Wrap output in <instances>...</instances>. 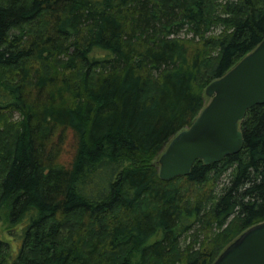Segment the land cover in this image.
I'll list each match as a JSON object with an SVG mask.
<instances>
[{
  "label": "trees",
  "instance_id": "1",
  "mask_svg": "<svg viewBox=\"0 0 264 264\" xmlns=\"http://www.w3.org/2000/svg\"><path fill=\"white\" fill-rule=\"evenodd\" d=\"M263 37L264 0H0V264H213L264 221V104L239 152L157 162Z\"/></svg>",
  "mask_w": 264,
  "mask_h": 264
},
{
  "label": "water",
  "instance_id": "2",
  "mask_svg": "<svg viewBox=\"0 0 264 264\" xmlns=\"http://www.w3.org/2000/svg\"><path fill=\"white\" fill-rule=\"evenodd\" d=\"M204 91L208 103L172 137L157 160L161 180L186 176L197 159L205 164L220 162L241 150L238 122L248 108L264 104V37ZM213 264H264V221L236 237Z\"/></svg>",
  "mask_w": 264,
  "mask_h": 264
},
{
  "label": "rangeland",
  "instance_id": "3",
  "mask_svg": "<svg viewBox=\"0 0 264 264\" xmlns=\"http://www.w3.org/2000/svg\"><path fill=\"white\" fill-rule=\"evenodd\" d=\"M209 97L206 95L205 96V102L206 104L208 103ZM14 117H17V114L14 115ZM67 145L64 147L63 150V155H62V161H65L69 158V153H70V137L67 139ZM160 156V155H159ZM159 158V157H158ZM158 160V159H157ZM227 174L228 172L225 173L224 177H222V180L224 181L225 179H227ZM8 229H10L9 227L6 226L5 221L0 220V237H3L5 240L7 239L10 243H11V247L14 250L15 248V244L12 241V237H10L11 235L8 233ZM13 234V233H12ZM238 237V236H237ZM232 243V242H231ZM230 243V244H231ZM228 246V245H227ZM226 246V247H227Z\"/></svg>",
  "mask_w": 264,
  "mask_h": 264
}]
</instances>
